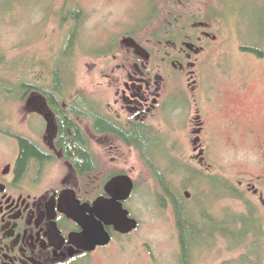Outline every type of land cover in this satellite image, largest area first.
Listing matches in <instances>:
<instances>
[{
	"label": "rangeland",
	"instance_id": "374dc122",
	"mask_svg": "<svg viewBox=\"0 0 264 264\" xmlns=\"http://www.w3.org/2000/svg\"><path fill=\"white\" fill-rule=\"evenodd\" d=\"M176 1L22 0L23 3L13 4L10 13L0 15V54L20 62L18 78H14L18 84L26 81L38 86L51 84L54 80L50 78L53 60L63 55L69 45L70 33L74 28L78 29L72 19L62 21L60 14L65 11L64 16L68 18L72 11L81 10L87 19L79 24L82 35L78 34L74 92H84L93 100H101L105 95L111 102L112 80L109 77L123 76L139 59L125 45L126 39L136 36L148 40L147 49L154 54L151 63L160 68L163 58L157 46L164 36L163 9L168 6L181 11ZM188 4L195 6V20L200 23L213 21V30L219 37L215 42V53L205 56L208 59L205 62V86L212 88L223 83L225 87L224 94L215 93L217 103L207 105L205 101L206 107L202 106L208 119L206 139L210 141V161L207 165L185 161L187 165L183 167L177 168L176 164L172 167L169 160L174 155L188 160L194 153L192 135L185 131L174 134L171 130H161L162 135L166 133L171 137V149L167 152L156 147L153 154H156L157 162L151 166L139 150L125 149L119 168L127 169L138 180L139 190L128 207L133 217L141 222V227L130 236H116L113 246L102 250L88 264H264V234L262 242L252 240V244L260 248H252L254 250L246 247L233 250L232 242L219 235L217 247H213V242L212 249L200 253L201 258L194 254L195 258L186 261L174 205L170 200L166 208L161 204L166 195L157 178L158 173H164L168 176L166 180L176 182L178 187L173 185L174 189L181 191L184 198L187 192L192 194L190 200L185 198V211L188 215L198 213L196 219L201 224L205 218L238 221L247 214L249 203L260 206L256 199H246L240 182L263 173L264 56L244 52L241 47L260 48L264 52V0H189L185 5ZM215 11L221 17H214ZM215 18L218 22H214ZM82 45L83 50L80 49ZM63 59L66 60L61 56L57 62ZM4 74L0 72L1 76ZM242 83L246 84L244 91L238 87ZM5 103L4 97L0 96V105L4 106L0 107V112L7 110L8 113H4L3 132H10L6 135L0 131V157L4 149L15 148L14 135L23 132L30 117L27 108L30 102ZM235 122L236 126L233 125ZM37 128L41 130L42 124ZM117 154L116 151L109 154V163L118 158ZM195 171L224 180L218 185L207 181L196 189ZM260 212L264 217V212ZM192 216L195 225V215Z\"/></svg>",
	"mask_w": 264,
	"mask_h": 264
},
{
	"label": "flooded vegetation",
	"instance_id": "af4514ba",
	"mask_svg": "<svg viewBox=\"0 0 264 264\" xmlns=\"http://www.w3.org/2000/svg\"><path fill=\"white\" fill-rule=\"evenodd\" d=\"M188 1H176L181 11L168 6L163 9L164 36L157 46L163 58L160 68L151 63L154 54L147 49L148 40L136 36L128 38L147 49L151 59L138 56L136 50L126 45V39L125 45L139 59L123 76L109 77L112 80L111 102L102 94L101 100L78 94H54V80L45 85L52 93L37 89L32 95L23 97L21 103L30 102L27 127L14 135L15 148L4 149L0 157V264H88L102 250L111 248L116 236L121 234L115 227L107 226L114 237L113 243L93 252L87 250V234L98 229L102 222L97 204L104 199L115 200L108 191L114 180L131 177L136 190L125 203L131 212L128 204L136 197L139 183L131 172L119 168L124 157L122 152L139 150L151 166L156 147L167 152L171 149V137L166 133L162 135L161 130H171L174 134L185 131L192 135L194 153L188 160L174 155L169 160L172 167L174 164L177 168L183 167L187 165L185 161L209 163L210 141L206 139L208 119L204 102L207 101V105L217 103L215 93L224 94L225 87L223 83L212 88L205 86V62H208L205 56L215 53L219 37L213 30V21L200 23L195 20V6L185 5ZM217 16L221 17L219 13L214 15ZM214 22L218 20L215 18ZM208 41L211 44L208 45ZM241 50L264 56L260 48L244 45ZM245 85L242 83L238 87L244 91ZM40 123L41 130L37 128ZM137 130H144L154 140L158 137L160 143L150 148V137V149L143 151L133 143ZM114 151L118 158L109 163L108 156ZM261 165L262 174L240 182L246 199H256L260 204L249 203L248 212L243 216L240 228L249 229L244 232L245 243L248 240L260 243L263 239L264 217L260 211L264 212V156ZM160 175L168 177L158 173L157 178ZM163 191L164 198L171 201L170 195ZM188 193L185 198L190 200ZM174 208L183 246L180 217L175 205ZM194 213L188 215L184 211L189 217Z\"/></svg>",
	"mask_w": 264,
	"mask_h": 264
},
{
	"label": "trees",
	"instance_id": "16d2710c",
	"mask_svg": "<svg viewBox=\"0 0 264 264\" xmlns=\"http://www.w3.org/2000/svg\"><path fill=\"white\" fill-rule=\"evenodd\" d=\"M30 1V0H29ZM23 3L22 0H0V15L3 13H10L13 10V4L15 3ZM64 14H60V18H62V21H66L67 19H72L73 22L76 23L78 29H73L70 33L69 38V45L63 50L62 57L66 58V60H60V62H57V60L61 57L59 56L57 59L54 58L53 60V67H50V78L53 77L55 81L54 86V94H78L82 96H88L84 92H77L75 93L74 90L76 89L74 83L76 82L77 77V62H78V56H79V46H77V42L79 41V35H82L81 30H79V24H82L87 18L85 14L81 11H72L71 15L67 17L64 16ZM78 47V48H77ZM80 49H84V46L82 45ZM20 62L17 60H10L7 54H0V72L5 73L4 75H0V87L2 91L0 92V96L4 97V100L8 105H10L13 102H21L24 96L32 95L35 90L39 89L41 91H44V93H52L49 92L48 86H37L33 82H24V83H17L14 78L17 77V73L20 70L19 69ZM35 71L37 69L35 68ZM14 74V75H12ZM4 76V77H3ZM14 76V77H13ZM18 78V77H17ZM47 79V77H45ZM70 80L69 84H67V80ZM66 83V84H65ZM73 90V92H72ZM67 91V92H65ZM88 104L90 103V99H87ZM5 103V104H6ZM0 107H4L1 106ZM1 110V109H0ZM7 113V110H5L3 113L0 112V130L4 131L5 128L3 127V121L5 119V114ZM5 113V114H4ZM8 114V113H7ZM91 114L90 111L87 113V118L90 119ZM8 133H10L8 131ZM14 135V134H12ZM151 137V136H150ZM149 135L144 130H137L134 133L133 137V143L138 148H141L143 151L148 152L150 148H153V146L158 145L160 141H158V137L156 140H154L151 137V147L149 148ZM153 157V163L154 162ZM158 180L161 183L162 188L169 194L171 202L174 203V205L177 207V211L179 213L180 217V224L182 228L183 233V242H184V258L186 261L188 259L192 260L194 257V254L197 258H201L203 253V250L207 248H213L217 247L218 242L220 241L218 236L223 235L226 239L228 238V242H232L233 246L232 249H243V248H249L250 250H254L252 248H255L258 246L255 244H252V240H248L250 242L245 243L246 240L243 239V237L246 239L244 232L246 233L249 229H241L240 226L242 224V220H244V217H241L240 220L235 221L233 219H228L226 221H215V220H209L204 219V222L199 223L197 216L198 213H195V225L193 224V217L187 216L184 214V211L187 210V203L184 199V197L180 194L181 191H179L177 188L178 184L176 182L171 181L169 179H165L162 175L158 177ZM224 180V179H223ZM221 178L209 176L202 172H196L195 171V185L196 189L201 188V184L205 182L209 183H216L217 185L220 184L221 181H223ZM199 184V185H198ZM174 185V186H173ZM216 185V187H217ZM161 204L163 207L167 205V200L162 197ZM213 224V225H212ZM213 237V241L210 240V238ZM218 238V239H217ZM206 242V244L204 243ZM215 244H214V243ZM214 244L213 247L211 245ZM248 244V246H246ZM260 249V248H258ZM195 250V251H194ZM193 251L195 253H193ZM256 251H258L256 249ZM195 258V257H194Z\"/></svg>",
	"mask_w": 264,
	"mask_h": 264
},
{
	"label": "water",
	"instance_id": "95a60500",
	"mask_svg": "<svg viewBox=\"0 0 264 264\" xmlns=\"http://www.w3.org/2000/svg\"><path fill=\"white\" fill-rule=\"evenodd\" d=\"M126 45L137 51V55L151 59V53L141 46L135 39H128ZM136 190V183L131 177H120L114 180L108 187V191L115 200H102L97 204L98 216L102 220L98 229L87 234L89 239L88 251H96L99 247H108L114 237L108 232L107 226L115 227L116 231L124 236H130L137 232L141 223L132 218V213L126 209L125 203L131 199ZM188 198L192 194L188 193ZM79 220V219H77Z\"/></svg>",
	"mask_w": 264,
	"mask_h": 264
}]
</instances>
